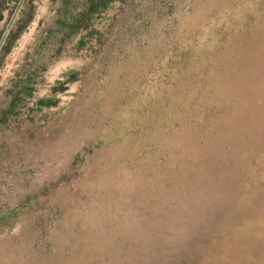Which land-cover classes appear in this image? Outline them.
I'll use <instances>...</instances> for the list:
<instances>
[{"label":"rangeland","instance_id":"rangeland-1","mask_svg":"<svg viewBox=\"0 0 264 264\" xmlns=\"http://www.w3.org/2000/svg\"><path fill=\"white\" fill-rule=\"evenodd\" d=\"M0 0V264H264V0Z\"/></svg>","mask_w":264,"mask_h":264},{"label":"trees","instance_id":"trees-1","mask_svg":"<svg viewBox=\"0 0 264 264\" xmlns=\"http://www.w3.org/2000/svg\"><path fill=\"white\" fill-rule=\"evenodd\" d=\"M104 0H90L89 2H90V4L88 5V7L87 8H84L83 9V11H81V13H82V15H87L88 14V10H93V8H91V6H93V4H98V3H101V2H103Z\"/></svg>","mask_w":264,"mask_h":264}]
</instances>
